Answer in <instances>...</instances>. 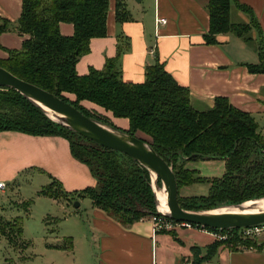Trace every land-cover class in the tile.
<instances>
[{"label": "trees", "instance_id": "16d2710c", "mask_svg": "<svg viewBox=\"0 0 264 264\" xmlns=\"http://www.w3.org/2000/svg\"><path fill=\"white\" fill-rule=\"evenodd\" d=\"M235 9L246 14L250 23L235 22ZM109 12V0H24L17 23L0 17V36L13 31L28 36L20 50H6L9 56L0 59V68L55 94L86 116L146 141L173 167L179 191L184 186L209 185L208 196L189 200L179 197L185 210L213 211L263 199L264 130L253 114L235 107L225 97L217 98L213 108H197L190 90L181 86L160 61L146 69L144 83H126L121 58L122 43L127 40L122 37L117 57L109 59L103 70L78 74L77 65L90 53L91 41L108 35ZM208 12L211 25L206 44L216 45L219 35L242 38L259 51L260 64L250 65L249 71L264 74V38L253 10L239 0H209ZM129 20L128 10L119 4L117 21ZM61 24L73 25L74 35L64 36ZM253 31L259 35L258 43L252 37ZM0 48L3 49L1 45ZM85 103L93 105L94 110ZM114 119L128 120L129 129L118 128ZM3 132L67 140L73 158L86 165L95 179L94 186L67 192L60 181L50 176L51 183L39 196H64L72 204L88 199L93 208L125 227L161 215L146 168L130 156L105 149L52 120L41 107L14 89H0V133ZM212 158L225 161L223 177L205 179L199 171L187 167L189 162ZM159 185L163 188L161 181ZM238 232L234 229V237L218 241L210 250L209 259L222 245L233 250L239 246L258 248L255 241H243ZM22 235L19 220L6 222L0 216V236L14 244ZM195 256L198 260L199 253Z\"/></svg>", "mask_w": 264, "mask_h": 264}, {"label": "crops", "instance_id": "0c3cea01", "mask_svg": "<svg viewBox=\"0 0 264 264\" xmlns=\"http://www.w3.org/2000/svg\"><path fill=\"white\" fill-rule=\"evenodd\" d=\"M23 1L0 0V17L17 23ZM109 1L108 35L91 41L90 53L77 65L80 76L88 75L91 69L103 70L109 59L116 58L122 37L127 40L122 43L121 58L126 83H144L146 69L160 61L181 86L190 90L197 108H213L217 98L225 97L235 107L253 114L260 126L264 123V74H253L248 68L260 64L259 51L229 34L219 35L216 45L206 44L211 25L209 0ZM239 1L253 10L264 38V0ZM119 4L128 10L129 21H117ZM157 18L168 21L159 32ZM233 19L250 23V18L237 9ZM74 32L73 25L61 24L64 36H73ZM252 37L259 42L257 31ZM27 38L15 31L1 35L0 59L8 58L6 50H20ZM116 122L129 125L128 120ZM30 170L57 179L67 192L95 185L89 168L73 158L67 140L0 133V182L20 179ZM88 204L91 231L98 242L96 264H264V240L256 241L258 248L251 250L219 246L209 259L210 250L219 240L204 231L178 228L155 234L150 219L125 227Z\"/></svg>", "mask_w": 264, "mask_h": 264}, {"label": "rangeland", "instance_id": "374dc122", "mask_svg": "<svg viewBox=\"0 0 264 264\" xmlns=\"http://www.w3.org/2000/svg\"><path fill=\"white\" fill-rule=\"evenodd\" d=\"M88 108L94 110L92 106ZM116 121L113 124L118 128L129 129ZM261 129L264 130V123ZM187 167L199 171L205 179L221 178L226 173L225 161L220 159L197 160L189 162ZM31 171L20 179L8 181L4 192H0V216L6 222L19 220L23 227L21 240L14 244L0 236V264H96L98 242L91 231L87 206L91 201L85 199L77 208V202L72 204L64 196L53 199L39 196L51 180ZM209 192V185L194 184L180 188L179 197L189 200L208 196Z\"/></svg>", "mask_w": 264, "mask_h": 264}, {"label": "water", "instance_id": "95a60500", "mask_svg": "<svg viewBox=\"0 0 264 264\" xmlns=\"http://www.w3.org/2000/svg\"><path fill=\"white\" fill-rule=\"evenodd\" d=\"M5 88L18 91L41 107L52 120L63 124L78 135L99 144L105 149L130 156L150 172L152 182L153 174H155L157 189H161L159 185L161 181L163 188L167 191L170 209L167 216L172 220L213 230H241L264 224V211L253 214H217L219 209L199 212L185 210L179 202V186L173 167L146 141L88 117L55 94L27 83L0 68V89ZM49 110L55 114L57 120L49 115ZM212 159L218 160L219 158ZM153 189L157 198L155 188L153 187ZM80 205L79 202L76 203L77 208Z\"/></svg>", "mask_w": 264, "mask_h": 264}, {"label": "built area", "instance_id": "2783aa9c", "mask_svg": "<svg viewBox=\"0 0 264 264\" xmlns=\"http://www.w3.org/2000/svg\"><path fill=\"white\" fill-rule=\"evenodd\" d=\"M167 23H168L167 19L157 18L156 26H157L158 32H159L160 27L167 25ZM5 189H6V183L0 182V192H4ZM151 220H152L151 222L153 223V232L155 234L160 231H169V230L172 231L178 228H184V229H197V230L204 231L214 236L219 241H225V240H228L234 237L233 230H231V232L229 231L228 233L211 232L207 230L205 227H201V226L194 227L193 224L179 223L172 219L170 220L169 217L165 214H162L160 216H154L151 218ZM219 231H223V230H219ZM238 235L243 241H255L256 242L258 240H264V224L260 226L251 227V228L241 229L239 230ZM245 249L251 250L253 248L245 247Z\"/></svg>", "mask_w": 264, "mask_h": 264}, {"label": "bare ground", "instance_id": "6f19581e", "mask_svg": "<svg viewBox=\"0 0 264 264\" xmlns=\"http://www.w3.org/2000/svg\"><path fill=\"white\" fill-rule=\"evenodd\" d=\"M49 115L55 119V114H53L50 110L48 111ZM57 120V119H55ZM156 180L157 177L153 174V187L157 193L158 198V210L162 214L168 215L170 213V209L168 207V197L167 191L165 188H161L160 190L156 187ZM242 208H233V207H225L219 209L216 213L217 214H253L256 212H263L264 211V198L260 200L250 201L244 203Z\"/></svg>", "mask_w": 264, "mask_h": 264}]
</instances>
